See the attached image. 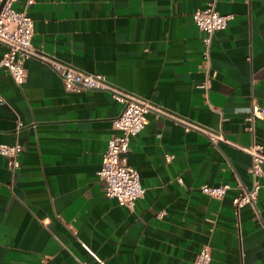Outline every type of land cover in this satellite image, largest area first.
Wrapping results in <instances>:
<instances>
[{
  "label": "crops",
  "instance_id": "0c3cea01",
  "mask_svg": "<svg viewBox=\"0 0 264 264\" xmlns=\"http://www.w3.org/2000/svg\"><path fill=\"white\" fill-rule=\"evenodd\" d=\"M206 1L29 5L36 47L220 128L231 142L211 143L175 117L149 112L130 139L128 160L145 188L130 208L106 195L97 176L122 103L106 89H65L37 57L24 59L22 83L0 66V143H21L18 168L0 154V264H194L204 243L209 264H264V197L238 217L232 204L252 186L251 157L239 146L264 145V117L248 129L252 105L264 108V0H216L232 17L213 33L209 59L191 15ZM203 183L230 187L215 198Z\"/></svg>",
  "mask_w": 264,
  "mask_h": 264
},
{
  "label": "built area",
  "instance_id": "2783aa9c",
  "mask_svg": "<svg viewBox=\"0 0 264 264\" xmlns=\"http://www.w3.org/2000/svg\"><path fill=\"white\" fill-rule=\"evenodd\" d=\"M14 1L0 0V46L5 47L0 55V66L10 73L16 83H22L26 77L24 59L33 56L48 63L61 76L65 89L73 91L83 88L106 89L122 103L120 113L112 120V125L117 132L108 138L97 169V176L104 183L105 194L115 197L119 204L132 208L136 199L143 196L145 192L139 171L129 162L128 153L131 137L145 127L149 112L173 116L183 124L185 130L200 131L211 143L231 142L220 128L176 115L155 104L149 98L118 86L102 73L87 71L36 47L32 43L33 19L28 14L27 8L37 0H25L21 10L14 8ZM191 15L196 26L203 32L202 54L209 59L213 33L224 29L232 15L218 11L216 0H207L203 6L196 7ZM208 84L207 76L201 85L207 87ZM262 117H264V108L252 105L248 116L250 122L248 129L253 131L254 120ZM21 124L22 122L18 120L17 125ZM239 147L251 157L248 169L252 176V186L242 187L232 198L234 213L237 217L243 205L254 204L259 192L264 197V145L253 139L251 144ZM20 150L21 143L17 141L0 143V154L6 157L7 166L12 170L20 165L18 158ZM166 157L169 159L171 155L167 154ZM229 187L228 183L216 185L203 183L201 190L212 197L222 198ZM211 257L212 247L209 243H204L196 253L194 264H209Z\"/></svg>",
  "mask_w": 264,
  "mask_h": 264
}]
</instances>
